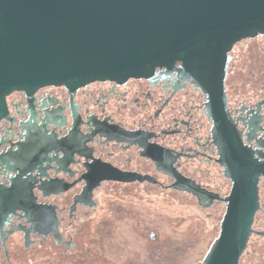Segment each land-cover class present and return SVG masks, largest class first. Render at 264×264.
I'll return each instance as SVG.
<instances>
[{
    "label": "flooded vegetation",
    "instance_id": "flooded-vegetation-1",
    "mask_svg": "<svg viewBox=\"0 0 264 264\" xmlns=\"http://www.w3.org/2000/svg\"><path fill=\"white\" fill-rule=\"evenodd\" d=\"M239 43L246 47L240 59H251L245 74L233 64ZM227 55L225 98L214 105L209 89L178 60L120 81L9 93L7 116L0 119L4 258L24 250L60 251L78 254L72 262L84 264L91 254L82 257V246L95 236L104 198L139 203L147 192H165L192 200L207 219L221 215L219 228L233 182L226 135L215 119L223 115L255 157L264 152V34L237 41ZM241 75L247 87L238 93ZM263 187L260 177L247 246L252 235L264 237L255 233L264 231L255 228L264 215Z\"/></svg>",
    "mask_w": 264,
    "mask_h": 264
},
{
    "label": "water",
    "instance_id": "water-1",
    "mask_svg": "<svg viewBox=\"0 0 264 264\" xmlns=\"http://www.w3.org/2000/svg\"><path fill=\"white\" fill-rule=\"evenodd\" d=\"M258 33L264 0H0V119L13 90L120 81L175 60L209 89L214 105L225 98L227 52ZM215 122L226 135L233 183L202 264H239L259 208L264 152L255 157L223 115Z\"/></svg>",
    "mask_w": 264,
    "mask_h": 264
},
{
    "label": "rangeland",
    "instance_id": "rangeland-1",
    "mask_svg": "<svg viewBox=\"0 0 264 264\" xmlns=\"http://www.w3.org/2000/svg\"><path fill=\"white\" fill-rule=\"evenodd\" d=\"M244 46L239 43L233 50V64L242 74L250 69L251 61L240 59L246 54ZM243 78L238 93L247 87ZM261 191L264 200V187ZM100 201L95 236L90 237L89 247L82 246L86 251L82 257L91 254L84 264H193L203 259L218 234L221 215L207 219L192 200L165 192L156 196L147 192L139 203L123 198ZM255 228L264 230L261 213ZM32 250L11 253L6 260L0 246V264H78L72 262L75 253L65 257L60 251L48 255ZM240 264H264V237L252 235Z\"/></svg>",
    "mask_w": 264,
    "mask_h": 264
},
{
    "label": "built area",
    "instance_id": "built-area-1",
    "mask_svg": "<svg viewBox=\"0 0 264 264\" xmlns=\"http://www.w3.org/2000/svg\"><path fill=\"white\" fill-rule=\"evenodd\" d=\"M193 264H202V260L197 261V262H195V263H193Z\"/></svg>",
    "mask_w": 264,
    "mask_h": 264
}]
</instances>
